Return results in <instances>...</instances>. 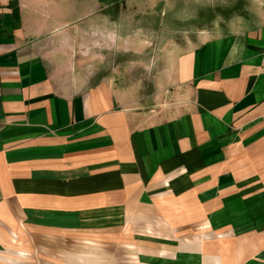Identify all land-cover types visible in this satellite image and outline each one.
Returning <instances> with one entry per match:
<instances>
[{"label": "crops", "instance_id": "obj_1", "mask_svg": "<svg viewBox=\"0 0 264 264\" xmlns=\"http://www.w3.org/2000/svg\"><path fill=\"white\" fill-rule=\"evenodd\" d=\"M141 4L0 0V264H264V7Z\"/></svg>", "mask_w": 264, "mask_h": 264}, {"label": "rangeland", "instance_id": "obj_2", "mask_svg": "<svg viewBox=\"0 0 264 264\" xmlns=\"http://www.w3.org/2000/svg\"><path fill=\"white\" fill-rule=\"evenodd\" d=\"M114 1H123V0H114ZM132 1V0H129ZM142 1V4L147 6V14L149 16H157L162 20L169 19L161 22L160 32H164L165 35L163 37H168L170 31L176 32V41L178 43H185L183 40L184 36L189 32L190 25L186 24L185 20H191L193 23L202 19V21H209L210 24H216L218 17L220 19H227L229 16L233 14H249L252 6H263L264 0H139ZM257 1V2H256ZM142 4L140 6H142ZM130 8H126L130 13L137 12L138 9L134 8L135 5H130ZM251 7V8H250ZM253 13V12H251ZM181 20V22H177V25H173L172 20ZM170 22V23H169ZM152 28V25L148 26ZM155 27V26H154ZM147 28V26H146ZM195 28V27H193ZM165 29V30H164ZM194 30V29H193ZM132 31L128 30L127 33H131ZM144 56L145 61L152 62V51L154 49L163 50L164 42L161 41V45L158 46V42H144ZM168 42L166 41L167 45ZM133 46V44H132ZM114 50H117V47L114 46ZM120 54V53H117ZM142 50L140 49V55H142ZM114 59L116 55H113ZM136 49L133 47L129 48L126 56L124 57V62H128L130 64L137 63ZM91 72H95L98 74L97 76L108 75L117 80L118 82H129L136 83L137 79H140L141 82L145 80V82H150L152 79V73H143V68H90ZM139 72V73H138ZM151 84V83H149Z\"/></svg>", "mask_w": 264, "mask_h": 264}]
</instances>
